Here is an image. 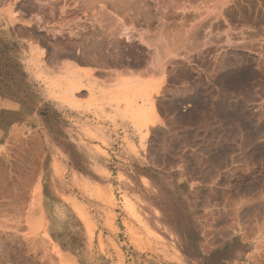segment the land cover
<instances>
[{"label": "rangeland", "instance_id": "374dc122", "mask_svg": "<svg viewBox=\"0 0 264 264\" xmlns=\"http://www.w3.org/2000/svg\"><path fill=\"white\" fill-rule=\"evenodd\" d=\"M182 1L0 0V99L11 100L0 103V184L17 187L30 206L14 212L23 219L15 241L20 257L2 264H237L246 257L264 264V22L254 21L264 0H231L221 42L213 28L206 37L191 34L197 28L190 10L203 4ZM115 13L125 20L119 23L148 35L142 45L115 35L116 53L127 49L126 58L139 55L142 62L156 42L164 57L159 75L104 67L116 74L114 85L143 78L146 101L131 102L123 99L131 92L117 91L106 103L84 99L81 82L67 77L78 63H95L82 55L100 51L101 36L93 31L103 36L101 25L112 21L119 30ZM31 14L32 39L20 37L18 28ZM196 75L203 93L195 94ZM169 84L182 88L173 101L163 99L172 95L165 92ZM165 102L177 110V124L164 123ZM202 121L208 124L198 129ZM101 122L127 138H100L110 128ZM198 132L208 137H195ZM3 237L6 246L13 243Z\"/></svg>", "mask_w": 264, "mask_h": 264}, {"label": "bare ground", "instance_id": "6f19581e", "mask_svg": "<svg viewBox=\"0 0 264 264\" xmlns=\"http://www.w3.org/2000/svg\"><path fill=\"white\" fill-rule=\"evenodd\" d=\"M121 1V0H120ZM123 1V0H122ZM126 1V0H125ZM134 1V0H133ZM141 1V0H140ZM193 1V0H192ZM202 1H207V0H201V1H194L197 5H199ZM233 1V0H232ZM236 1H238V0H236ZM107 2V1H106ZM111 2V1H110ZM116 2V1H115ZM204 2H202L201 4H203V6H206L207 5V3H209V1L207 2V3H204ZM216 2V1H215ZM229 2H231V0L229 1V0H218V3H219V6H217L216 7V9L218 8V7H220V5H221V7H222V5H225V4H228L229 5ZM239 2H240V0H239ZM263 2V1H262ZM109 3V2H108ZM121 3V2H120ZM142 3V2H141ZM147 3V2H146ZM182 3V5H183V3H184V0L181 2ZM199 3V4H198ZM217 3V2H216ZM215 3V4H216ZM217 3V4H218ZM117 4V3H116ZM180 4V3H179ZM242 4V3H241ZM112 5V4H111ZM114 5V4H113ZM122 5V4H121ZM133 5V4H132ZM131 5V6H132ZM142 5V4H141ZM144 5V4H143ZM181 5V4H180ZM236 5H238V4H236ZM115 6V5H114ZM130 6V7H131ZM136 6H138L137 4H136ZM135 6V7H136ZM140 6V5H139ZM184 6V5H183ZM129 7V8H130ZM134 7V6H133ZM144 7V6H143ZM146 7V6H145ZM208 7V6H207ZM220 7V8H221ZM228 6H226V8H227ZM119 8V7H118ZM141 8V7H140ZM210 8H211V6H210ZM215 8V7H214ZM226 8H224V9H226ZM238 8H239V6H238ZM131 9H133V8H131ZM138 9V8H137ZM143 9V8H142ZM146 9V8H145ZM212 9V8H211ZM231 9V8H230ZM229 8H228V12H227V10H226V12L228 13H226L227 15H229L230 13H229V11H231ZM116 10V9H115ZM121 10H123V8L121 9ZM135 10V9H134ZM218 11H219V9H217ZM111 11V10H110ZM143 11V10H142ZM224 12H225V10H223ZM116 12H118V10H116ZM120 12V11H119ZM221 12V11H220ZM220 12H218V13H216V14H214V16L216 15V16H218V18H220L221 16H220V14L222 15V13H220ZM232 12V11H231ZM237 12V11H236ZM246 12V11H245ZM133 13V12H132ZM257 13V12H256ZM107 14V13H106ZM146 14H149V13H146ZM226 14H225V16H226ZM234 14V13H233ZM237 14V13H236ZM112 15H113V13H112ZM115 15H116V13H115ZM128 15V14H127ZM150 15V14H149ZM224 15V14H223ZM117 16V15H116ZM121 16V15H120ZM138 16V15H137ZM145 16V15H144ZM148 16V15H147ZM220 16V17H219ZM253 16V15H252ZM251 16V17H252ZM121 17H123V16H121ZM121 17H119L118 18V16L113 20V22H115L116 23V21H118V23H119V21H125V20H122L123 18H121ZM128 17V16H127ZM228 17H230V16H228ZM241 17V16H240ZM250 17V18H251ZM254 17V16H253ZM130 18H132L133 19V17H130ZM135 18V17H134ZM199 18V17H198ZM212 18H213V16H212ZM212 18H210V19H212ZM215 18V17H214ZM234 18V17H233ZM245 18V17H244ZM243 18V19H244ZM246 18H248V17H246ZM150 19V18H149ZM195 19V18H194ZM224 19H226L225 17H224ZM228 20L227 21H225V23H226V25L228 26V21H229V19L230 18H227ZM231 19H232V17H231ZM230 19V20H231ZM116 20V21H115ZM160 20V19H159ZM220 20H221V18H220ZM245 20V19H244ZM150 21V20H149ZM223 21V20H222ZM251 21V20H250ZM254 21H256L257 23H260V21H263L264 22V8H263V10H262V14H259L258 13V15L256 16V17H254ZM104 22V21H103ZM123 22H120L119 23V27L117 26V28H119V30L118 29H114V28H112V21L110 22V21H108V23L109 24H103V25H101V26H103L104 27V29H109V34H106V33H108V32H105L106 30H104V35L102 36L101 35V33H102V30H100V29H97V30H94L93 31V36H97L98 35V37H100L101 36V38H99L98 40L102 43L101 45V49H100V51L96 54V55H93L94 56V58L92 57H90L89 56V58H87V54H83L82 56V58L81 59H83V60H85V61H87V62H89V61H93V62H95L96 63V65H98V66H100V67H107V68H109V67H111V65L112 66H114L116 69H118V70H120L122 73H127V72H129V73H132V75H133V73L134 72H138V71H141V73H144L145 71H148V70H152V75L154 74V75H159V74H161V71L163 70V59H164V57H162L160 54V52H159V48H158V50H156L155 51V49L153 48L154 46H153V44L154 45H156L155 43H153V44H149L148 46H147V53L149 54H151V58L148 56V60H146L147 59V57L145 58V61H147V62H145V61H143L144 59V57L142 58V62H141V59H139L140 58V56L138 55V56H136L135 58H131V59H128V58H126L127 57V54H126V50L124 51V53H121V54H119V53H116V50H114V48L112 47V45H114V43H115V41L117 40L116 39V37L117 36H120V41L122 40L121 38H124V40L123 41H125L126 42V40H127V44H128V41H130V40H132L133 41V39H137L139 42H140V44L142 45V44H146V42H147V33H146V31L145 30H142V28L141 29H136L134 26L133 27H130V26H127V24H125V23H123ZM129 22H131V21H129ZM168 22H170L169 20H168ZM233 22V21H232ZM245 22V21H244ZM253 22V21H252ZM262 22V23H263ZM236 23V22H235ZM248 23V22H247ZM246 23V25H248ZM255 23V22H254ZM256 23V24H257ZM261 23V24H262ZM123 24V25H122ZM201 24H203V23H201ZM120 25H122V26H120ZM129 25V24H128ZM220 25V24H219ZM226 25H224V27L226 26ZM135 26H136V24H135ZM168 26V25H167ZM166 26V27H167ZM217 26V25H216ZM227 26L225 27V29L227 28ZM232 26V25H231ZM254 26V25H253ZM140 27V26H139ZM170 27H171V25H170ZM174 27H176V26H174ZM197 27H199V26H197ZM252 27V26H251ZM250 27V28H251ZM255 27V26H254ZM262 27V26H261ZM116 28V27H115ZM136 30H135V29ZM208 28V27H207ZM210 28V27H209ZM220 28V27H219ZM113 29V30H112ZM169 29V28H168ZM173 29V28H172ZM245 29V28H244ZM253 29V28H252ZM118 30V31H117ZM174 30H176V29H174ZM173 30V31H174ZM190 30V29H189ZM189 30H186V31H189ZM195 30V29H194ZM247 30V29H246ZM245 30V31H246ZM179 31H180V29H179ZM244 31V30H243ZM248 31V30H247ZM92 32V31H91ZM175 32V31H174ZM183 32V31H182ZM192 33L191 34H193L194 36L195 35H197V38L200 36H202L201 34H198V29H196V31L194 32L193 31V29H192V31H191ZM207 32V31H206ZM156 33V32H155ZM158 33V32H157ZM169 33V32H168ZM185 33V32H184ZM210 33V32H209ZM183 33H181V35H182ZM188 34V33H187ZM191 34H189V36H190V38L193 40V38H195V37H193L192 38V36H191ZM85 35V34H84ZM83 35V36H84ZM90 35V34H89ZM92 35V34H91ZM115 35H117L116 37H115ZM158 35V34H157ZM167 35V34H166ZM176 35V34H175ZM178 35V34H177ZM177 35H176V37H177ZM180 35V36H181ZM208 35V33L207 34H204V37H206ZM261 35V34H260ZM92 36V37H93ZM170 36V35H169ZM179 36V35H178ZM179 36V37H180ZM89 37V36H88ZM171 37V36H170ZM184 37H186V34L184 35ZM188 37V36H187ZM94 38V37H93ZM118 38V37H117ZM160 38V36H157V38H156V40H158ZM169 38V37H168ZM83 39V38H82ZM102 39V40H101ZM150 39V38H149ZM174 39V38H173ZM177 40V43L179 42L178 41V38H176ZM181 39V38H180ZM189 39V38H188ZM202 40H203V38H201ZM228 39V38H227ZM243 39V38H242ZM96 40V39H95ZM152 40V39H151ZM161 40V39H160ZM169 40V39H168ZM198 40H200V39H198ZM241 40V39H240ZM259 40H261V39H259ZM83 41V40H82ZM81 41V42H82ZM86 41V40H85ZM118 41V40H117ZM183 41H187V39H184ZM189 41V40H188ZM196 40H194V42H195ZM209 41H211V40H209ZM100 42H96V43H100ZM124 42V43H125ZM191 42V41H190ZM189 42V43H190ZM226 42V41H225ZM228 42V41H227ZM239 42V41H238ZM95 43V42H94ZM152 43V42H151ZM164 43V42H163ZM180 43H182V42H180ZM186 43V42H185ZM200 43V42H199ZM241 43V42H240ZM82 44H83V42H82ZM121 44H123V43H121ZM183 44H184V42H183ZM195 44V43H194ZM203 44H205V43H203ZM207 44V43H206ZM215 44V43H214ZM243 44H245V43H243ZM254 43L252 42V45H253ZM261 44V43H260ZM97 46H99L98 44H96ZM164 45V44H163ZM172 45H173V43H172ZM177 45V44H176ZM200 45V44H199ZM223 45H224V43H223ZM233 45V44H232ZM235 45V44H234ZM251 45V44H250ZM264 45V44H263ZM115 46V45H114ZM120 46V45H119ZM128 46V45H127ZM140 46V45H139ZM157 46V45H156ZM168 45H164L163 47L167 50V52L169 53V51H170V48L169 47H167ZM181 46H182V44H181ZM186 46V45H185ZM184 46V47H185ZM196 46H198V44H196ZM195 46V47H196ZM210 46V45H209ZM218 46V45H217ZM262 46V45H261ZM90 47V46H89ZM122 47V46H121ZM124 47V46H123ZM159 47V46H158ZM203 47V46H202ZM219 47H221V46H219ZM234 47V46H233ZM91 48V47H90ZM94 48V47H93ZM141 48V47H140ZM164 48H163V52L164 53H162V54H166V51L164 50ZM191 48V47H190ZM208 48V47H207ZM223 48V47H222ZM221 48V49H222ZM242 48V47H241ZM251 48H253V49H255L254 48V46H252ZM86 49V47H84V50ZM98 49V48H97ZM125 49V48H124ZM139 49V48H138ZM217 49V48H216ZM256 49H258L257 47H256ZM262 49V48H261ZM121 50H122V48H121ZM129 50V49H128ZM133 50V49H132ZM131 50V51H132ZM219 50V49H218ZM81 51H83V50H81ZM86 51V50H85ZM84 51V52H85ZM172 51V50H171ZM170 51V52H171ZM173 51H176L175 49L173 50ZM201 51V50H200ZM203 51V50H202ZM208 51V50H207ZM238 51V50H237ZM263 51V50H262ZM83 52V53H84ZM123 52V51H122ZM218 52V51H217ZM260 52V51H259ZM92 53V52H91ZM132 53V52H131ZM141 52H139V53H137V54H140ZM189 53V52H188ZM194 53V52H193ZM192 53V54H193ZM198 53V52H197ZM204 53V52H203ZM208 53V52H207ZM212 53V52H211ZM221 53V52H220ZM149 54V55H150ZM199 54V53H198ZM201 54H202V52H201ZM216 54V53H215ZM218 54V53H217ZM225 54V53H224ZM142 55V54H141ZM166 55H168V54H166ZM185 55V54H184ZM190 55H191V53H190ZM190 55H188L189 57H190ZM203 55V54H202ZM131 56V55H130ZM165 56V55H164ZM182 56H183V54H182ZM192 56H194V55H192ZM206 56V55H205ZM204 56V57H205ZM210 56V55H209ZM212 56V55H211ZM216 56V55H215ZM218 56H220V55H218ZM227 56V55H226ZM81 57V56H80ZM179 57H181V56H179ZM199 57V56H198ZM207 57V56H206ZM246 57V56H245ZM249 58V57H248ZM133 59H136V60H133ZM205 59V58H204ZM208 59V58H207ZM210 59V58H209ZM168 60V59H167ZM171 60V59H170ZM201 60V59H200ZM227 60V59H226ZM234 60V59H233ZM262 60V59H261ZM202 61H203V59H202ZM221 61V60H220ZM143 62H144V64H146L145 66L146 67H142V64H143ZM169 62V61H168ZM171 62V61H170ZM206 62V61H205ZM225 62V61H224ZM230 62V61H229ZM94 63V64H95ZM173 63V62H172ZM264 63V62H263ZM93 64V63H92ZM205 64V63H204ZM209 64H210V62H209ZM220 64V63H219ZM224 64V63H223ZM238 64V63H237ZM139 65V66H138ZM165 65H166V63H165ZM201 65V64H200ZM214 65V64H213ZM227 65V64H226ZM208 66V65H207ZM206 66V67H207ZM210 66V65H209ZM219 66H221V64L219 65ZM198 67V66H197ZM204 67V66H203ZM233 67V66H232ZM150 68V69H149ZM212 68V67H211ZM214 68V67H213ZM261 68V67H260ZM69 69H71L70 67H69ZM188 69V68H187ZM203 69V68H202ZM214 69H216V68H214ZM68 70V69H67ZM171 70H173L172 68H171ZM181 70H183L182 68H181ZM180 70V71H181ZM185 70V69H184ZM183 70V71H184ZM197 70H199V69H197ZM210 69H208V71H209ZM217 70V69H216ZM264 70V69H263ZM177 71V70H176ZM186 71V70H185ZM204 71V70H203ZM211 71H213V70H211ZM262 71V70H261ZM175 72V71H174ZM179 72V71H178ZM192 72V71H191ZM218 72V71H217ZM120 73V72H119ZM171 73H173V72H171ZM184 73V72H183ZM188 73V72H187ZM193 73V72H192ZM199 73V72H198ZM222 73V72H221ZM245 73V72H244ZM128 74V73H127ZM177 74V73H176ZM175 74V75H176ZM181 74V73H180ZM179 74V75H180ZM191 74V73H190ZM202 74V73H201ZM200 74V75H201ZM134 75H136V73L134 74ZM141 75H143V74H141ZM193 75V74H192ZM243 75V74H242ZM138 76V75H137ZM177 76V75H176ZM175 76V77H176ZM195 76V75H194ZM197 76V75H196ZM171 77V76H170ZM174 77V76H173ZM181 77V76H180ZM184 77V76H183ZM238 77V76H237ZM186 78H187V76H186ZM210 78V77H209ZM214 77H212V79H213ZM171 79H173V78H171ZM195 79H197V78H195ZM211 79V78H210ZM185 80V79H184ZM189 80V79H188ZM193 79H191V81H192ZM205 80V79H204ZM169 82V81H168ZM208 82V81H207ZM145 83H146V81H144L143 80V78L142 79H140V78H138V77H134V78H121V80L119 81V82H117V84L116 85H114V89H115V91H117V92H120L121 94H124V93H127L128 94V92H129V94H130V92H131V96L129 95V96H124L123 97V99H127V100H129V101H131V102H134V101H136L137 99H138V97H144L145 98V101H146V97H147V94L145 93ZM152 83H153V86L154 87H156L157 86V83H156V81H155V79L152 81ZM151 83V84H152ZM205 83V82H204ZM205 85H206V83H205ZM214 86V85H213ZM153 87V88H154ZM169 87V86H168ZM171 87H172V85H171ZM177 87V86H176ZM152 88V89H153ZM163 88V87H162ZM184 88V87H183ZM167 89V88H166ZM180 89H181V91H182V88L180 87ZM179 89V90H180ZM186 89V93H188L190 90V88H188V87H186L185 88ZM185 89H183V91L185 90ZM171 90V89H170ZM204 90H205V88H204ZM207 90V89H206ZM219 90V89H218ZM173 91V90H172ZM211 91V90H210ZM222 91V90H221ZM155 92H159L158 90H156ZM166 92V91H165ZM170 92V91H169ZM175 92V91H174ZM179 92V91H178ZM163 93V92H162ZM171 93V92H170ZM182 93V92H181ZM191 93V92H190ZM201 93V92H200ZM203 93V92H202ZM227 93V92H226ZM199 94V93H198ZM204 94H206V92H204ZM187 95V94H186ZM190 95V94H189ZM188 95V96H189ZM165 96V95H164ZM184 96V95H183ZM177 97V96H176ZM200 97H201V95H200ZM162 98V97H161ZM198 98V97H197ZM148 100H150V98H147ZM193 99V98H192ZM211 99V98H210ZM147 100V101H148ZM190 100V99H189ZM195 100V98L193 99V101ZM193 101H191V102H193ZM197 101V100H196ZM214 102V101H213ZM228 102V101H227ZM153 103V102H152ZM198 103V102H197ZM196 103V104H197ZM176 104V103H175ZM195 104V105H196ZM153 105V104H152ZM178 106V105H177ZM193 106V105H192ZM204 106V105H203ZM218 106V105H217ZM206 108H207V106H206ZM219 108V107H218ZM201 109V108H200ZM154 110V109H153ZM203 111H205V110H203ZM209 111V110H208ZM144 112H145V108H140L138 111H136V115L140 118V117H142V116H144ZM170 112V111H169ZM202 112V111H201ZM215 112V111H214ZM205 113H206V111H205ZM181 116V115H180ZM207 116V115H206ZM205 116V117H206ZM208 117V116H207ZM179 118V117H178ZM218 118H220V116L218 117ZM226 120V119H225ZM204 121V120H203ZM205 121H207V120H205ZM209 121V120H208ZM220 121V120H219ZM223 122V121H222ZM221 123V122H220ZM220 123H218V124H220ZM206 124H208L207 122H206ZM217 124V123H216ZM217 124V125H218ZM205 126V125H204ZM216 127V126H215ZM28 185V184H27ZM29 185H31V184H29ZM28 185V186H29ZM28 186H26V194H27V192H28V190L27 189H29V187ZM1 198H3L4 200H0V264H2L3 262H7V261H9V260H12V259H14L16 256H17V254H18V247H16L17 245H16V240H18V238H19V235H20V233L18 234V231L19 230H21V223H22V221H23V219L21 218V216H22V214L20 213V215H19V213L18 214H14V212H17V211H19V210H27V209H29V198H28V196H22V197H20V192H19V190H18V188L17 187H15L14 185L13 186H11L10 184H7V183H5V184H0V199ZM24 215V214H23ZM27 219H28V217H27ZM6 228H10V229H12V231H9V230H4V229H6ZM3 234L5 235V236H8V240H11V241H8L9 243L10 242H15V244L14 245H11V244H13V243H10V245H8V246H6L4 243L5 242H3V240H6L4 237H3ZM4 238V239H3ZM3 239V240H2ZM23 240V239H22ZM26 240L27 241H25V242H28V240L29 239H27L26 238ZM30 241V240H29ZM7 242V241H6ZM19 242V241H18ZM30 244V243H29ZM28 244V245H29ZM20 245V244H19ZM23 246V245H22ZM26 246H27V244H26ZM30 247V246H29ZM25 248V247H24ZM5 249H7V251L6 252H4V254L6 253V255L4 256L3 255V253H2V251L3 250H5ZM20 249V248H19ZM21 252V251H20ZM18 257V256H17ZM16 257V258H17ZM20 257V256H19ZM18 257V258H19ZM27 257V256H26ZM22 258V257H21ZM28 258V257H27ZM24 259V258H23ZM22 259V260H23ZM10 262V261H9ZM12 262V261H11ZM16 263V262H15Z\"/></svg>", "mask_w": 264, "mask_h": 264}, {"label": "crops", "instance_id": "0c3cea01", "mask_svg": "<svg viewBox=\"0 0 264 264\" xmlns=\"http://www.w3.org/2000/svg\"><path fill=\"white\" fill-rule=\"evenodd\" d=\"M197 1H201V0H197ZM209 1V3H207ZM218 0H207V1H202L204 3H207L206 6H201V7H196V5H194V9L190 10L191 15L195 18L193 23L194 26L198 29V34H201L202 37L204 36L205 33H207L208 31H210V29H215V31H217V33H219V37H220V42L223 41V39L225 38L224 32L223 30L225 29V27L227 26L225 21H227L229 18L227 15L228 13V7L226 8V6H228V4L225 5H220V7H218L217 9H219V11L216 9L217 6H219ZM201 2V3H202ZM216 3V4H215ZM217 5V6H216ZM208 6V7H207ZM211 6V8H210ZM215 7V8H214ZM226 8V9H224ZM225 10V12L223 11ZM227 10V12H226ZM221 11V12H220ZM222 13V15L220 14V18H218V16H214V14L216 13ZM227 13V14H226ZM224 14V15H223ZM226 14V16H225ZM213 16V18H212ZM199 17V18H198ZM215 17V18H214ZM224 17L226 19H224ZM212 18V19H210ZM223 20V21H222ZM203 23V24H201ZM220 24V25H219ZM217 25V26H216ZM224 25H226L224 27ZM199 26V27H197ZM208 27V28H207ZM210 27V28H209ZM220 27V28H219ZM19 31V36L20 37H29L32 39V14L30 15L29 18V23L28 24H22V26H20L18 28ZM207 31V32H206ZM72 60V59H69ZM29 70L32 74V53L29 56ZM86 70H91L92 73L86 72ZM67 77H74L76 76V79L78 82H81V84L83 85L81 88L86 91V95L82 96L84 99H87L88 97H90V95L93 96L94 101L103 103V102H107L108 100H110L114 95H115V90H114V81L112 76H115L116 74L114 73H110V70L107 68H100L97 67L96 65H85V64H79L78 63V67L73 69L72 73L71 72H67ZM194 80V88H195V94L202 92L203 88H204V84L201 83V80L199 78V76H196ZM169 86V87H168ZM166 92L168 93H172V95L169 96H164L163 99L164 100H169V101H173L175 100L177 97L176 95H174V93L178 92L179 88L169 84L166 86ZM171 89V90H170ZM173 90V91H172ZM170 91V92H169ZM175 91V92H174ZM9 98H3V100L0 99V103H2V101L4 103L6 102H10L11 100H8ZM106 107L107 112L109 111V113L112 115L114 114V110L113 108L108 104H104ZM1 108V107H0ZM198 106L195 107V109L197 110ZM193 110L196 112V110ZM160 113L162 116V119L164 121V123H166L168 126L170 125H174L177 124L178 122V112L177 110H170V108L168 107V104L165 102L163 103L162 107L160 108ZM170 111V112H169ZM85 115V113H83ZM30 116L32 117V114L30 113ZM108 124H110V128H106L104 127L105 130H103L101 132L102 136H100V138H104V139H110V140H119V139H124L127 138V136L125 135L126 132L123 134V132L121 130H116L114 129V127H112L113 129H111V123L109 122H101L100 126H106ZM218 124V123H217ZM217 132H220L222 130V122L220 124L217 125ZM204 125H206L205 122H198V124H196L197 127H200L198 129H204ZM194 136L197 138H202L205 139L208 136L206 135V133L204 132H198V133H194ZM216 138H221L222 137V132L218 135L215 136ZM128 138L133 139L134 137L131 135H128ZM237 264H251L250 260H241L240 262H238Z\"/></svg>", "mask_w": 264, "mask_h": 264}]
</instances>
